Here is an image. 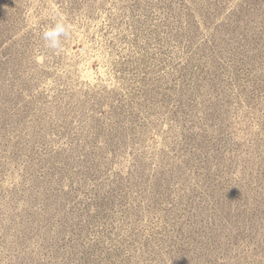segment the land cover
Listing matches in <instances>:
<instances>
[{"label": "rangeland", "instance_id": "374dc122", "mask_svg": "<svg viewBox=\"0 0 264 264\" xmlns=\"http://www.w3.org/2000/svg\"><path fill=\"white\" fill-rule=\"evenodd\" d=\"M0 264H264V0H0Z\"/></svg>", "mask_w": 264, "mask_h": 264}, {"label": "clouds", "instance_id": "9594fccd", "mask_svg": "<svg viewBox=\"0 0 264 264\" xmlns=\"http://www.w3.org/2000/svg\"><path fill=\"white\" fill-rule=\"evenodd\" d=\"M63 29L58 25L55 29H52L50 32H46L45 39H49L52 37H59V35L62 33ZM58 44V40H53V45L56 46Z\"/></svg>", "mask_w": 264, "mask_h": 264}]
</instances>
